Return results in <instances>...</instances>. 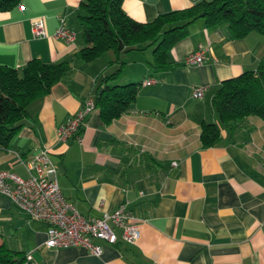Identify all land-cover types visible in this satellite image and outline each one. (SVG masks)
<instances>
[{
  "label": "crops",
  "instance_id": "1",
  "mask_svg": "<svg viewBox=\"0 0 264 264\" xmlns=\"http://www.w3.org/2000/svg\"><path fill=\"white\" fill-rule=\"evenodd\" d=\"M82 1L21 0L0 11V64L19 69L36 57L72 65L68 79L28 104L12 142L0 147V170L25 177L19 157L46 147L62 194L82 215L98 217L126 202L139 236L127 242L114 227V244L94 240L102 246L100 256L81 246L47 247L46 223L28 219L0 194V240L30 253L36 264H264V122L251 115L225 126L212 106L223 80L256 67L264 35L252 30L231 37L225 23L208 27L198 18L170 46L171 66L158 71L150 67L152 45L121 50L119 61L112 50L83 61L75 55L85 45L78 31L73 44L33 36L35 18L43 19L50 35L61 17L77 29ZM198 1L122 0L121 7L131 18L150 22ZM199 46L204 62L184 64ZM119 66L109 83L156 82L139 84L117 118L104 122L94 107L80 137L59 140V128L85 98L95 100L96 86ZM198 86L205 87L203 96L194 98ZM202 122L219 126L218 143L202 144Z\"/></svg>",
  "mask_w": 264,
  "mask_h": 264
},
{
  "label": "trees",
  "instance_id": "2",
  "mask_svg": "<svg viewBox=\"0 0 264 264\" xmlns=\"http://www.w3.org/2000/svg\"><path fill=\"white\" fill-rule=\"evenodd\" d=\"M21 0H0V11L18 5ZM122 0H83L79 4V23L85 45L75 55L91 61L112 50L119 61L121 50L153 46L150 67L154 71L171 66L167 54L173 42L188 32L189 25L203 18L208 27L225 23L231 37H241L254 30L264 35V0H201L191 7L158 15L150 22L137 21L121 7ZM142 44L143 46H138ZM120 65L123 62H119ZM69 60L58 62L32 58L21 68L0 64V147H7L22 125L28 104L48 93L52 84L69 78ZM120 66L106 74L95 88L94 106L104 122H110L126 111L135 98L138 82L124 84L116 79ZM219 123L229 126L234 121L255 115L264 122V55L254 69L223 80L212 100ZM203 145L220 141L219 126L202 122ZM0 264H29L25 254L13 250L0 240Z\"/></svg>",
  "mask_w": 264,
  "mask_h": 264
},
{
  "label": "built area",
  "instance_id": "3",
  "mask_svg": "<svg viewBox=\"0 0 264 264\" xmlns=\"http://www.w3.org/2000/svg\"><path fill=\"white\" fill-rule=\"evenodd\" d=\"M32 33L34 37L51 36L68 44H73L77 36V30L69 26L62 17L59 18V24L51 35L46 32L42 18L33 19ZM205 57V48L199 46L184 57L183 63L201 64ZM155 82L156 79L150 77L142 80L140 84L150 85ZM204 88L194 87L192 97L201 98ZM94 107V100L90 97L85 98L81 107L59 128L58 139L80 137L86 118ZM19 160L27 175L22 177L10 170H0V194L25 213L28 219L46 223L44 244L47 247L81 246L92 255L100 256L102 246L94 240L114 244L117 241L114 227L121 229L123 240L136 241L139 226L132 221L133 216L126 202L120 203L114 211L104 212L98 217L84 216L62 194L56 181L57 167L49 157L46 147L39 148L29 158L19 157ZM25 257L29 264H36L30 253H26Z\"/></svg>",
  "mask_w": 264,
  "mask_h": 264
},
{
  "label": "rangeland",
  "instance_id": "4",
  "mask_svg": "<svg viewBox=\"0 0 264 264\" xmlns=\"http://www.w3.org/2000/svg\"><path fill=\"white\" fill-rule=\"evenodd\" d=\"M105 55V54H104Z\"/></svg>",
  "mask_w": 264,
  "mask_h": 264
}]
</instances>
